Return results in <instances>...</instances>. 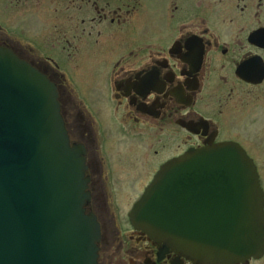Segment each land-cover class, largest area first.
I'll list each match as a JSON object with an SVG mask.
<instances>
[{
	"label": "flooded vegetation",
	"instance_id": "obj_1",
	"mask_svg": "<svg viewBox=\"0 0 264 264\" xmlns=\"http://www.w3.org/2000/svg\"><path fill=\"white\" fill-rule=\"evenodd\" d=\"M9 1L11 13L29 17L33 12L42 15L40 7L46 0ZM47 3L54 6L51 13L59 12L62 18L51 22L52 30L46 31L44 41L39 43L33 34L28 37L15 29H5L0 33V47L9 48L57 86L70 143L81 146L84 152L90 194L86 211L92 212L100 225L98 264H223L194 261L150 238L131 225L128 211L126 230L116 211H111L110 216L104 204L114 209L113 192L109 190L108 203L102 190V171L92 157L99 149L96 128L93 129L96 124L82 102L76 98L74 103L76 96L66 75L42 48L79 51L87 43L93 50L107 46L113 53L124 50L107 59L108 76H91L90 80L95 92L100 90L106 97L105 109L124 131L128 129L129 138L141 140L127 150L133 153L136 168L126 172L152 178L165 162L190 148L211 149L233 142L252 160L264 198V164H259V159L264 158V0ZM61 5L64 14L58 8ZM46 13L51 14L50 7ZM78 15L83 17L73 18ZM66 32L73 34L67 37ZM121 107L124 111L120 120L114 112ZM168 142L174 146L162 149ZM102 169L104 187L105 183L108 186V175ZM142 181L133 182L137 183L136 191L142 184L129 209L149 183ZM226 264H264V251Z\"/></svg>",
	"mask_w": 264,
	"mask_h": 264
},
{
	"label": "water",
	"instance_id": "obj_2",
	"mask_svg": "<svg viewBox=\"0 0 264 264\" xmlns=\"http://www.w3.org/2000/svg\"><path fill=\"white\" fill-rule=\"evenodd\" d=\"M57 98L0 48V264H97L82 150L69 145ZM263 206L254 165L225 142L164 164L129 217L194 261L226 264L264 250Z\"/></svg>",
	"mask_w": 264,
	"mask_h": 264
},
{
	"label": "rangeland",
	"instance_id": "obj_3",
	"mask_svg": "<svg viewBox=\"0 0 264 264\" xmlns=\"http://www.w3.org/2000/svg\"><path fill=\"white\" fill-rule=\"evenodd\" d=\"M49 7L50 13L53 12V4L49 3L48 5L46 0L40 7V11L44 12L42 15L35 14L33 12L31 13L33 16H19L11 13V8H13L11 1L0 0V33H2L3 30L5 31V29L7 31H12L15 29L18 34L22 33L28 37H30L29 34H33L39 43L40 41H44V39L48 36V34H45L46 31L52 30L50 29L51 22L60 20L62 18L60 17L59 12L56 14L46 13L47 10L49 12ZM58 8L62 9V11H60L62 14L66 13L63 10V5ZM80 17L82 18L83 16L78 15L77 18L73 16L74 19H78ZM65 18L70 17L66 16ZM86 25L87 24H85V26ZM60 34V37L63 40V35L62 33H59V35ZM65 34L67 37H69L73 34V32H66ZM87 37L88 36H86V38ZM107 39L108 38L104 40L105 45ZM86 44L87 43H85L83 48H80L79 51L69 48L66 50L68 51V55L66 51L63 52L60 48H42V50L46 51V53L50 55L53 62L57 65L61 72L66 75V79L72 90H74L76 96L74 98V103L76 104L77 99L82 102V106L88 113V116L94 120V123L97 126L93 127V129L96 128V133L99 138L98 147L100 151L98 149V153L92 157L96 160L99 170L102 171V190L104 193V198L108 201V203L110 202L109 190L111 189L113 192V203L111 205L114 207V209H112L109 204H104V207L105 209L107 208L110 216L111 211H116L120 225L122 226L124 221L126 230L127 223L125 219V212L129 209L130 202L138 195L142 184L140 183V186H138L136 191L134 189H136L137 183H133L134 180L137 182V180L139 181L141 179L143 180V183H150L154 176L152 178L149 177V175L143 177L129 174V171L126 172L128 169L136 168L134 167V162L132 161L133 153L127 150L131 147H134L136 143L140 144L141 140L138 138H129L130 136L127 134L128 129L126 128V131H124L121 125L115 121L114 115H111V112L105 109L104 100H106V97L103 96V92L100 90H96L95 92L94 83L90 80L91 76H108L110 62L107 61V59L114 54L117 55L118 53H123L122 51L124 50L117 49L116 52L113 53L114 50L107 45V48L93 50V48L88 47ZM63 53L67 55L68 59ZM77 105L79 106V104ZM79 108L81 109L80 106ZM123 111L124 110L121 107L117 112H114L116 117L120 120L122 118ZM128 126L132 129L130 124H128ZM170 145L174 146V144L168 142V144L162 146V149L165 150ZM185 152H187V150ZM183 153L174 156V158L181 156ZM100 156L103 159V164ZM259 160V164H264V158H260ZM102 168H104L107 172L109 187L107 186V183H105L106 185L104 184L103 187L105 173ZM131 185L133 189H131ZM127 187H130V189L128 192H125ZM124 193H126V199L124 197ZM120 213L122 216H120Z\"/></svg>",
	"mask_w": 264,
	"mask_h": 264
}]
</instances>
